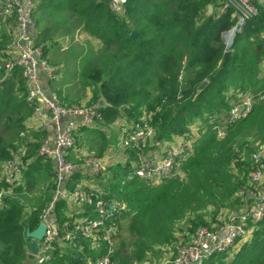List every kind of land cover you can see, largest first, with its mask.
Wrapping results in <instances>:
<instances>
[{"label": "trees", "instance_id": "trees-1", "mask_svg": "<svg viewBox=\"0 0 264 264\" xmlns=\"http://www.w3.org/2000/svg\"><path fill=\"white\" fill-rule=\"evenodd\" d=\"M37 1L39 43L45 50L50 36L72 24L102 46L81 73L84 86L92 88L86 105L101 113V128L95 126L101 138L102 127L125 120L121 134L148 124L154 142L171 143L179 136L193 139L194 150L180 162L182 175L162 183L153 185L136 176L138 151L125 150L121 137L118 151L126 160L118 157L99 176L91 177L94 203L102 198L111 214L107 222L119 227L112 264H158L163 252L175 250L181 238H190L199 226L214 227L219 214L253 202L250 195L241 198L237 192L254 187L249 173L258 165L253 155L264 148V98H257L247 117L228 124L224 138H218L213 122L230 111L232 98L264 92L262 0H254L258 13L236 33L229 48L224 33L236 20L234 8H224L227 0H128L120 14L111 10L108 0ZM210 4L214 11L208 14ZM134 30L137 36H132ZM228 49L233 51L225 61ZM6 73L0 67V117L5 123L0 130V264H26L31 242L26 229L40 224L56 183L53 163L36 158L45 135L41 130L31 132L27 141L24 160L29 164L21 184L13 188L6 181L5 167L12 150L22 145L20 133L33 115L23 79ZM204 81L207 85L198 93ZM114 144V138L104 137L95 154L103 157ZM70 159L77 160L75 155ZM43 174L49 186L38 192ZM81 176L77 173L68 189L79 185ZM30 193L36 196L34 204L23 199ZM55 207L61 220L70 221L75 238L56 243L52 258L44 264H86L98 252L75 229L73 218L64 215V211L75 214L67 201L58 199ZM249 233L237 251L216 252L204 264H264V218Z\"/></svg>", "mask_w": 264, "mask_h": 264}, {"label": "built area", "instance_id": "built-area-1", "mask_svg": "<svg viewBox=\"0 0 264 264\" xmlns=\"http://www.w3.org/2000/svg\"><path fill=\"white\" fill-rule=\"evenodd\" d=\"M228 2L238 14L234 31L241 32L248 19L257 14L253 8L254 0ZM108 3L112 11L120 14L127 9L128 0H108ZM37 6V0H0V67L9 76L20 75L26 86L27 100L33 106L34 119L47 121L51 129L50 135L40 142L38 156L43 162L53 163L56 189L51 203L48 208L43 209L40 217L46 226L45 235L36 241L35 252L28 250V259L32 258L35 264H44L52 258L56 243L73 242L75 233L69 230L70 221L61 220L55 207L58 199H65L70 207H74L72 210H75V214L64 212V215L73 218L75 229L90 240L93 249L98 252L90 255L86 264H112L111 254L119 227L115 222H107L111 214L106 210L105 201L101 198L94 203L92 186L79 184L71 190L68 189L77 173L93 180L91 177L99 176L105 169L100 157L84 154L79 146V136L84 129L100 127L98 124L101 113L98 107L68 103L51 91L49 84L57 78V71L51 64L44 45L39 43ZM227 33L228 31L224 36ZM259 97L264 98L263 91L257 94L243 93L232 98L230 111L217 122H213V130L218 138L226 137L228 124L247 117ZM20 136L24 141L17 149L12 150L13 157L8 161L4 172L6 181L13 188L21 184L23 173L29 164L24 160L29 151L26 129L22 130ZM121 138L125 150L135 148L138 151L136 176L153 185L162 183L166 178L182 175L180 162L194 150L193 139L181 140L182 136L171 143L154 142V130L148 124L132 133L124 132ZM152 146L157 147L161 155L151 156L148 148ZM73 152L76 161L70 159ZM254 156L258 157L253 155V160ZM256 164L257 167L249 173L254 190L241 189L253 199L246 210L231 213L218 226H199L190 238H181L175 245V250L170 253L172 257L168 258L170 254L165 252L168 259L161 264H204L216 252L227 250L234 253L239 249L241 239L264 218V189L259 196L255 194L264 183L262 156ZM1 198L2 194L0 200ZM87 209L90 210L86 211ZM78 214L83 216L78 217Z\"/></svg>", "mask_w": 264, "mask_h": 264}, {"label": "rangeland", "instance_id": "rangeland-1", "mask_svg": "<svg viewBox=\"0 0 264 264\" xmlns=\"http://www.w3.org/2000/svg\"><path fill=\"white\" fill-rule=\"evenodd\" d=\"M264 2V0H262ZM229 2L228 0L226 1L224 8L226 6V9L232 7L228 5ZM255 13H258V7L255 4L254 7ZM37 11H38V6H37ZM36 11V13H37ZM214 11V9H213ZM212 11V12H213ZM234 19H238V14L236 11H234L233 14ZM38 19V18H37ZM36 19V20H37ZM249 20V19H248ZM130 23V21H129ZM235 23V25H236ZM235 25L231 28V30L228 31V33L224 36L225 42L227 45L231 46L233 45V40L236 36L235 33ZM137 31V30H134ZM51 42H49V45L51 43V46L48 45L47 47V56L57 71V78L54 79L52 82H50L51 86V91L55 92L58 94L62 99L65 100L64 96L66 97L67 101L69 102H81L86 100L92 93V88L91 87H85L84 82L82 81V76L81 73L84 69V67L91 61V59L97 55L101 49L102 46L98 40L92 39V37L86 35L85 33L81 32L78 28H73V24L71 25L70 29L69 26H63L61 31H56L55 35L50 36ZM229 48V47H228ZM232 52V50H230ZM20 75L18 74L17 77ZM89 91V93H88ZM4 116L0 117V130H1V123H2V128L5 127L4 123ZM39 122V120H38ZM127 125L125 123V120H120V124H112L108 126L102 127V132L101 136L98 133L96 137H93L92 139H89L87 137V133L84 134L82 137V140L87 142L89 147H83L82 149H91V155L97 156L95 153L98 151L95 149L97 145L100 142H103V138L106 136H109L111 138H114L115 144V154L116 151L119 150V145H120V137H122L121 134V128L120 125ZM122 125V126H123ZM25 129V128H24ZM23 129V130H24ZM6 135H10L9 129L5 130ZM22 132V131H21ZM112 135V136H111ZM81 136V135H80ZM21 137V136H20ZM185 139L184 137L181 138V140ZM18 140V138H16ZM94 141V142H93ZM96 142L95 145L92 146L93 143ZM189 143V141H184ZM82 142L80 140L79 146L81 148ZM92 146V147H91ZM95 149V150H94ZM114 151V150H113ZM254 155H258V157L254 156V160L258 161L261 158V153L264 154V148L262 147L259 151H256ZM89 153V154H90ZM113 154L107 155L106 158H104V162L111 157H114ZM119 155L120 152H119ZM100 157V156H99ZM115 158V157H114ZM110 161V160H109ZM255 161V163H256ZM86 178V177H84ZM87 179V178H86ZM85 180V179H84ZM84 180H82L84 182ZM37 190L38 192H42L44 188L49 186V180L48 177L43 174L40 175L38 178V183H37ZM261 190L259 192L255 193L257 196H259ZM237 195L242 198L244 196V191L239 190L237 192ZM34 194H29V195H23V199H26L27 201L31 200L34 204L35 198ZM34 199V200H33ZM23 202V200H21ZM251 204V203H250ZM29 205V204H27ZM240 207V205H239ZM82 214H78V217H82ZM246 238L245 240H247ZM242 240L238 244V248L242 245V243L245 241ZM31 241V240H30ZM167 257H163L160 264L163 263L166 260ZM149 263V262H146ZM26 264H35L31 260H28Z\"/></svg>", "mask_w": 264, "mask_h": 264}, {"label": "crops", "instance_id": "crops-1", "mask_svg": "<svg viewBox=\"0 0 264 264\" xmlns=\"http://www.w3.org/2000/svg\"><path fill=\"white\" fill-rule=\"evenodd\" d=\"M228 47H229V45H228ZM44 86H46V82H44ZM49 87L51 88V86H50V84H49ZM52 89V88H51ZM88 93H89V91H88ZM58 94H60L59 92H58ZM61 95V94H60ZM62 96V95H61ZM91 96V95H90ZM90 96L86 99V100H84V101H81L83 104H86L87 103V101L90 99ZM64 98H65V100H67L66 99V97L64 96ZM69 102V101H68ZM71 103V102H70ZM72 103H74V102H72ZM99 128H101V127H99ZM26 131L28 132V139H26L27 141H30V136L32 137V135H30L31 134V132H35V131H39V130H41V131H43L44 133H45V135L43 136V138L40 140V142L41 141H43L45 138H47L49 135H50V131H51V129L49 128V123L47 122V121H40L39 120V122H38V120L37 119H34V117H33V115H32V117L29 119V121H28V124H26ZM97 131H101V130H99L98 128H95V127H91V128H86V129H84L83 131H82V133H81V142H82V145H81V148H80V150H81V152H83L84 154H89L90 152H91V149L89 148V150H90V152H89V150L88 149H82L83 147H89L88 146V144H87V142H85V141H83L82 140V137L84 136V134L85 133H87V137L89 138V139H92L93 137H96L97 136V134H98V132ZM112 136V135H111ZM23 141H24V139H23ZM94 142V141H93ZM92 142V143H93ZM95 143H93L92 144V146L94 145ZM91 146V147H92ZM38 150H39V148H38ZM114 150V151H113ZM115 152V148H109L107 151H106V154L103 156V157H100L102 160H103V163H104V165H105V168H106V166H107V164L108 163H113L112 162V160H118V157H121L120 155H119V151H116V154L114 153ZM161 151L157 148V147H155V146H152V147H150V149H149V153H150V155L151 156H155V155H161V154H159ZM114 153V157H111V158H108L105 162H104V158H106L107 157V155H109V154H113ZM91 154V153H90ZM121 154V153H120ZM71 155H75V153L73 152ZM36 158H38L42 163H46V162H43L42 160H41V158L38 156V151H37V154H36ZM110 160V161H109ZM119 160H123V161H125L126 160V156L125 157H121ZM85 179V180H84ZM80 180H81V185L82 186H92V180L90 179V178H84V176H81V178H80ZM82 180H84V182L82 181ZM262 189H264V183L263 184H261L260 186H259V189H258V191L259 190H262ZM250 190H254V187H252ZM250 202H251V199L250 200H248L247 201V203H245V205H243V207L241 208V209H239V210H237V211H233V210H229V211H227L226 213H224V214H219V216L217 217V220L215 221V222H213V224H212V226H214V225H216L215 223H219V222H221L222 220H226L227 218H228V216L231 214V213H237V212H240V211H242V210H246V208H247V206L250 204ZM29 207H31V206H35V205H28ZM32 208V207H31ZM74 207H71V209H73ZM64 212H68V211H64ZM63 212V213H64ZM250 235H251V233H248L247 235H245L242 239H241V241L242 240H245L246 238H250ZM247 239V240H248ZM240 241V242H241ZM173 251V250H172ZM172 251L170 252V253H172ZM167 253V252H166ZM166 253L165 252H163V257L165 256V257H167V255H166ZM170 253H168V254H170ZM169 257H172V255L170 254L169 256H168V258ZM167 258V259H168ZM28 260H31L32 262H33V260H32V258H30V259H28ZM28 260L26 261V263L28 262ZM150 264V263H149Z\"/></svg>", "mask_w": 264, "mask_h": 264}, {"label": "water", "instance_id": "water-1", "mask_svg": "<svg viewBox=\"0 0 264 264\" xmlns=\"http://www.w3.org/2000/svg\"><path fill=\"white\" fill-rule=\"evenodd\" d=\"M212 11H213V6L210 4L209 5V9H208V14H211ZM137 34H138L137 31H133L132 32V36H137ZM231 53L232 52L229 49L225 52V55H224L225 61L227 60V58L229 57V55ZM206 85H207V81H204L202 83V85L198 88V93ZM45 231H46V226H45V224L43 222H41L38 225V227L36 229H34V230H31L29 227H27L26 236L31 239L30 249H31L32 252H35L37 250V242L36 241H39V240H41L44 237ZM146 264H149V263H146Z\"/></svg>", "mask_w": 264, "mask_h": 264}]
</instances>
